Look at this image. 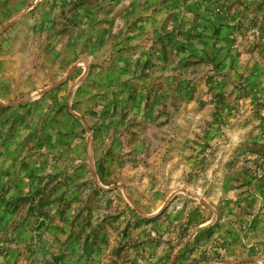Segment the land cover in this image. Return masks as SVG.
<instances>
[{
  "label": "rangeland",
  "instance_id": "374dc122",
  "mask_svg": "<svg viewBox=\"0 0 264 264\" xmlns=\"http://www.w3.org/2000/svg\"><path fill=\"white\" fill-rule=\"evenodd\" d=\"M0 264H264V0H0Z\"/></svg>",
  "mask_w": 264,
  "mask_h": 264
},
{
  "label": "water",
  "instance_id": "95a60500",
  "mask_svg": "<svg viewBox=\"0 0 264 264\" xmlns=\"http://www.w3.org/2000/svg\"><path fill=\"white\" fill-rule=\"evenodd\" d=\"M16 21V19L15 20H12L9 24L11 25V24H13L14 22ZM4 29V28H3ZM72 71V70H71ZM70 71V72H71ZM59 83H61V81L59 82ZM59 83H57V84H59ZM52 87H55V85H53ZM52 87H50V88H52ZM46 91V90H45ZM45 91H43V92H45ZM42 92V93H43ZM201 228H198L196 231H198V230H200ZM175 260V259H174ZM244 261H248V260H237V262H244Z\"/></svg>",
  "mask_w": 264,
  "mask_h": 264
}]
</instances>
